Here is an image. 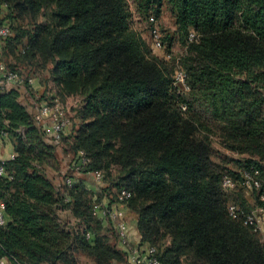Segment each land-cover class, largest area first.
Masks as SVG:
<instances>
[{"label": "trees", "instance_id": "trees-1", "mask_svg": "<svg viewBox=\"0 0 264 264\" xmlns=\"http://www.w3.org/2000/svg\"><path fill=\"white\" fill-rule=\"evenodd\" d=\"M132 2L147 19L160 17L165 3L0 0V26L10 28L0 62L20 75L15 86L30 87L48 71L51 101L83 97L55 142L21 89L0 83V133L15 148L0 178V264H81L82 255L95 264L126 263L129 251L119 247L112 220L94 212L123 190L137 217L138 246L153 247L161 264H264L260 230L230 211L233 204L254 210L231 202L247 174L264 193V0H168L186 45L185 85L174 76L176 58L154 54L135 27ZM213 135L248 155L237 173L227 175L215 161ZM61 150L69 171L61 169ZM80 151L90 163L76 172ZM96 171L103 185L91 189L84 176Z\"/></svg>", "mask_w": 264, "mask_h": 264}, {"label": "rangeland", "instance_id": "rangeland-1", "mask_svg": "<svg viewBox=\"0 0 264 264\" xmlns=\"http://www.w3.org/2000/svg\"><path fill=\"white\" fill-rule=\"evenodd\" d=\"M164 6L162 8V14L160 17L156 18L155 14H152L156 18V23L151 22V18H144L141 16L135 9L134 3H131V7L134 11V25L135 27L142 33L143 37L147 40L150 47L152 48L154 54L159 56L160 58L170 60L171 55L176 58V61L173 62L174 66V76L177 80L182 81L185 85V79L186 76H184L185 72L182 68V62L180 60V57L182 54L186 51V45L184 43V40L181 38L180 34L178 33V27L176 24V18L174 15V12L168 2V0H164ZM154 24H156L157 28L160 31L161 38L164 42L163 48H157L154 45L153 42V33L152 29L154 27ZM155 26V27H156ZM11 61V60H10ZM9 61V62H10ZM20 69L22 70L23 75H27L28 67L25 65H20ZM184 72V74H183ZM40 76H35V82L30 87L23 86L22 91V100L25 102L26 105L30 107V110L34 112L36 110V103L39 102L41 98H48V99H42V101H51L50 97L56 94L55 88H54V82L50 80V74L48 71L42 72L40 71ZM186 75V74H185ZM17 84V83H16ZM14 86V84H11ZM10 85V86H11ZM36 89H34V87ZM187 87V86H186ZM56 96V95H55ZM58 98V97H55ZM60 99V98H59ZM83 97L80 94H74V95H68L63 102L65 106L69 107V113L68 116L70 118V125H73L76 117V113L78 109L81 107ZM73 120V123H72ZM78 121H76L77 123ZM212 145L215 149L214 152V159L219 164L223 165V168L226 169L225 173L232 174L237 173L238 170L241 168L240 165L243 163V161L248 156L247 154H239L235 151H232L231 149L225 147L221 140L217 137V135H213L212 138ZM64 152L61 150V160H62V171H69L71 168L68 166V160L64 159ZM63 158V159H62ZM60 171V172H62ZM63 173V172H62ZM49 176L56 178L55 176H58L55 172V170L49 169L48 171ZM60 174V173H59ZM82 175V174H81ZM81 175H76V177H79ZM85 177V182L87 187L91 189H98L101 187L102 181L97 180L93 175H87ZM264 179V176H262ZM78 179V178H77ZM264 191V190H263ZM233 196L231 199V202H237L240 205L249 208V209H255L258 207H262L263 205H260L261 202H264V193L261 194V191L258 189H254L251 187H239L236 191H233ZM260 236L264 242V225L262 229L260 230ZM81 264H95L94 260L87 256H80ZM124 264H131L129 261H127Z\"/></svg>", "mask_w": 264, "mask_h": 264}, {"label": "built area", "instance_id": "built-area-1", "mask_svg": "<svg viewBox=\"0 0 264 264\" xmlns=\"http://www.w3.org/2000/svg\"><path fill=\"white\" fill-rule=\"evenodd\" d=\"M151 22L156 23L154 17L151 18ZM156 24L152 29L153 42L157 48H163L164 42L161 38V34ZM10 31L8 25L0 26V39L7 35ZM196 36L195 32H191L190 38L193 39ZM1 80L2 86H10L11 84H16L21 82L20 75L17 72L9 71L6 66L0 64ZM184 74V72H183ZM185 76V74H184ZM33 82L34 80L31 79ZM69 107L65 106L59 98H54L52 101H41L36 106L35 119L37 123L43 126L50 140L55 142L59 141L61 136L65 134L70 126V118L68 116ZM0 137H7L5 133H0ZM14 157V156H13ZM7 160H0V178L6 174L5 163ZM90 159L83 152L77 153L72 161V167L76 172H81L84 167L89 165ZM93 176L100 181H103V173L101 171H96ZM246 185L248 187L259 186L260 181L258 179L252 178L250 175H246ZM69 184L74 183L73 178H67L66 180ZM224 185L226 187H233L234 182L231 178L225 177ZM130 193L123 190L120 194L119 200L114 203L111 207L105 205V203H97L94 207V212L99 217H109L119 236L120 243L122 246L129 251V259L132 264H161L160 261L154 255L153 247H139L138 245H133L130 241V227L129 221L126 218L125 209L126 206L124 199L128 197ZM231 214L244 215L245 222L255 225L257 230H261L264 225V207H259L254 209L250 213H245L241 208L236 205L230 206ZM6 222V215L4 209V203L0 201V225Z\"/></svg>", "mask_w": 264, "mask_h": 264}, {"label": "crops", "instance_id": "crops-1", "mask_svg": "<svg viewBox=\"0 0 264 264\" xmlns=\"http://www.w3.org/2000/svg\"><path fill=\"white\" fill-rule=\"evenodd\" d=\"M0 55H1V39H0ZM0 64H1V62H0ZM1 76H2V74H1V71H0V77ZM0 80H1V78H0ZM34 82H35V79L33 81V84H34ZM15 85L16 84H14V86L11 85V86H8V87H17V88H20L21 91H23V88H22L21 85H19V86H15ZM34 89H36V88L34 87ZM30 107H29V109H30ZM14 155H15V148H14L13 141L8 136L7 137H0V160H9ZM124 209H125L126 218L129 221L130 241H131V243L133 245H140V243H141V235H140V233L138 231V227H137V217H136V215L133 212L130 211V209L127 206H125ZM100 218L103 219V221H105V222H107V220H108V218L103 217V216H101ZM119 247H121L122 249H125L122 246L121 243H119ZM129 262L131 263L130 259H129Z\"/></svg>", "mask_w": 264, "mask_h": 264}]
</instances>
